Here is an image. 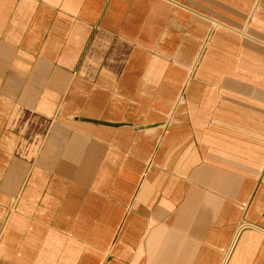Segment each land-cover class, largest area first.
I'll return each mask as SVG.
<instances>
[{
	"label": "crops",
	"instance_id": "0c3cea01",
	"mask_svg": "<svg viewBox=\"0 0 264 264\" xmlns=\"http://www.w3.org/2000/svg\"><path fill=\"white\" fill-rule=\"evenodd\" d=\"M0 264H264V0H0Z\"/></svg>",
	"mask_w": 264,
	"mask_h": 264
}]
</instances>
